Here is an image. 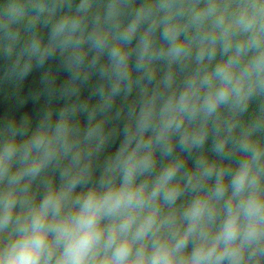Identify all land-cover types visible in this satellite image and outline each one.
Returning <instances> with one entry per match:
<instances>
[{
  "label": "clouds",
  "instance_id": "1",
  "mask_svg": "<svg viewBox=\"0 0 264 264\" xmlns=\"http://www.w3.org/2000/svg\"><path fill=\"white\" fill-rule=\"evenodd\" d=\"M30 7L48 5L0 4L10 50L20 24L39 20ZM92 7L81 0L59 16L47 41L30 34L9 70L23 79L60 50L73 69L69 94L98 65L105 84L86 124L75 117L86 106L65 104L31 132L24 119L0 135V264H264V141L255 134L264 123V0H110L94 18ZM134 87L123 140L93 182L114 132L106 110ZM254 104L255 120L241 126ZM213 128L226 162L201 153L187 171L177 144L181 153L202 148ZM61 164V183L37 199L33 182Z\"/></svg>",
  "mask_w": 264,
  "mask_h": 264
},
{
  "label": "water",
  "instance_id": "2",
  "mask_svg": "<svg viewBox=\"0 0 264 264\" xmlns=\"http://www.w3.org/2000/svg\"><path fill=\"white\" fill-rule=\"evenodd\" d=\"M4 0H0L3 4ZM32 0H29L31 4ZM48 5V8L39 10L30 7L29 13L34 14L39 11V20L34 23L23 21L18 27L17 31L20 34V39L17 41L14 50L9 49L11 38L6 37L2 29H0V135L14 127L22 126L23 120L29 121L28 132H31L39 123L43 114L49 107H54L57 112L65 105H74L79 103L86 106L83 111H77L75 117L77 120L87 123L89 115L94 107L101 102V89L105 81L101 76L99 65L93 70L92 74L85 78L83 73L80 76L76 90L69 94L66 91V86L72 75V67L68 63L66 53L60 50L54 51L48 56L43 64L38 62L33 63L32 69L23 78L20 79L18 74L11 73L9 70L14 64L16 55L21 51V48L26 46L30 34H38L47 41L52 32V28L56 19L65 12L75 14L77 6L81 0H42ZM110 0H92L93 7L90 9L89 15L94 18L95 15H106V6ZM128 3L139 4L142 0H127ZM56 5L55 15H49V8ZM91 25H89V28ZM158 42L162 43L159 30L157 32ZM136 41L133 40V43ZM87 47V45H86ZM94 50L89 52L85 58V64L91 61ZM219 56V53H218ZM106 61V57H101L100 64ZM132 63H136L135 56L132 58ZM163 66V65H162ZM194 67V63H193ZM55 80V84H51V80ZM159 79V74L157 76ZM138 88L134 87L132 92L125 98L124 92L119 93L110 109H107L108 123L107 128L114 130L110 136L104 151L98 153L95 158L94 175L92 181L95 182L100 178V173L106 163L107 157L114 152L117 146L123 140V129L127 123V112L131 109L133 101L137 96ZM105 110H98L96 117L99 118L104 114ZM258 107L256 104L253 108L241 117V126L255 120ZM215 118L213 117V120ZM22 129V133H23ZM259 139L264 141V123H261L255 133ZM215 129L210 130L208 138L206 139L202 148L194 149L190 153H181L180 146L177 144L173 155H187L188 159L185 162V169L191 171L201 153H204L209 159L217 160L218 162H226L221 160L214 151ZM239 154L234 156L230 153L228 159H239ZM161 163L167 161L163 155L158 157ZM63 164L59 166H51L42 172L31 185L32 194L39 199L44 194V185L48 182L59 185L61 183L60 171ZM180 175V174H178ZM79 187L77 191H79ZM188 193H185L187 195Z\"/></svg>",
  "mask_w": 264,
  "mask_h": 264
}]
</instances>
